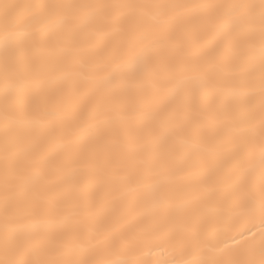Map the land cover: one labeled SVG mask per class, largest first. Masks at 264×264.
<instances>
[{"label":"snow or ice","instance_id":"1","mask_svg":"<svg viewBox=\"0 0 264 264\" xmlns=\"http://www.w3.org/2000/svg\"><path fill=\"white\" fill-rule=\"evenodd\" d=\"M0 264H264V0H0Z\"/></svg>","mask_w":264,"mask_h":264}]
</instances>
